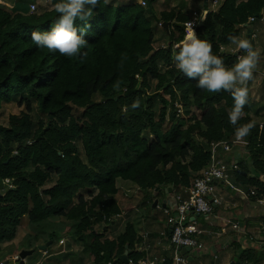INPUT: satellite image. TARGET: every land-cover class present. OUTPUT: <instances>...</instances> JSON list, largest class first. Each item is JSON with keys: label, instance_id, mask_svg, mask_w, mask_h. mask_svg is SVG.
I'll return each mask as SVG.
<instances>
[{"label": "trees", "instance_id": "trees-1", "mask_svg": "<svg viewBox=\"0 0 264 264\" xmlns=\"http://www.w3.org/2000/svg\"><path fill=\"white\" fill-rule=\"evenodd\" d=\"M31 3L16 0L10 11L0 8V109L17 97L26 109L9 116L7 126L0 124V182H11L0 195V253L22 219L34 231L19 245L35 251L40 239L53 238V232L45 239L44 229L36 228L64 218L81 247L77 254H63L67 264H121L125 246L127 260L137 264L145 255L135 251L140 239L130 223L114 239L94 230L101 223L109 227L111 218L120 214L116 182L142 192L171 188L186 197L209 163V145L235 136L228 119L232 95L201 90L176 68L173 57L187 35L183 24L189 19L179 10L162 12L157 19L149 0L147 8L134 0L116 5L100 0L87 21L88 43L81 49L87 55L70 58L32 41V32L50 31L60 14L55 8L30 12ZM263 12L264 0H224L215 14L206 13L195 33L231 68L236 56L224 55L220 48L238 37L249 18H260ZM152 22L167 25L166 30L159 27L165 48L154 50L157 29ZM76 27L85 23L77 20ZM137 99L141 105L133 110ZM125 106L127 114L122 112ZM32 110L38 114L35 120ZM250 110L249 97L239 124L252 121ZM245 140L253 176L238 162L232 179L245 191L253 189L256 196L249 199L254 201L264 196V123L255 124ZM53 178V185L42 189ZM128 191L122 196L134 192ZM254 255L243 253L239 260L257 263ZM59 263L57 259L53 264Z\"/></svg>", "mask_w": 264, "mask_h": 264}, {"label": "crops", "instance_id": "crops-1", "mask_svg": "<svg viewBox=\"0 0 264 264\" xmlns=\"http://www.w3.org/2000/svg\"><path fill=\"white\" fill-rule=\"evenodd\" d=\"M58 1L61 0H32L30 5L35 6V10L48 11L53 9ZM127 1L128 0H108V2L113 3V5L125 3ZM190 1L194 2L196 0ZM15 2L16 0H0V8L10 11ZM186 2V0H182L179 1V5L171 4L170 9L179 10L188 14L185 6L189 4H186ZM247 27L248 24L241 27L238 37L250 39V33L246 31ZM254 44L261 50V55H263V42H260V39L257 38ZM221 49H223V51H221ZM220 52L224 55H235L239 50H236L235 46L229 43L222 46ZM261 110L263 111L262 106ZM250 117L251 119L253 118V116ZM255 117L258 116L255 115ZM218 157L229 162H242V165H245L244 168L248 169V177L253 176L245 151L236 147L233 148L229 154L219 152ZM116 183L118 192L115 195V200L117 207L120 209V214L113 216L111 225L109 227H101L99 232H102L104 235L106 231L110 232L114 230L113 236L116 233L118 234L114 237L112 236L113 238L106 237L107 239H114L123 231L125 223H130L133 226L136 236L140 239V243L136 245L138 249L135 247V251L145 255V258L140 260L137 264H147L152 260H163V264H166V262L172 264L173 253L168 242L170 227L167 222L168 219L163 215L162 210L166 209L169 211L170 215H175L176 206L174 204V197L176 194L171 188H169L170 191H168L167 188L165 190L142 192L130 183L121 181H117ZM234 185L241 188L236 183H234ZM129 189L134 191L133 194L129 198L122 197L123 190ZM118 194H120L122 198L120 197L118 199ZM215 194L220 198V204L213 208V212L206 216L189 217L190 221L198 229L212 231L214 233H218L221 227H227L229 224L238 223L242 233H235L227 230L224 234L217 236L213 234H204L200 236V241L202 242L201 248L189 250L190 252L185 255L186 264H264V245L262 246L260 244V236L258 235V230L262 226L264 240V206L259 205L256 201L240 197L221 184L215 186ZM155 202L156 205L153 207L152 205ZM249 237H252V239H249ZM46 243L49 245L43 251L37 250V246ZM65 243H67V241L61 238L57 240V244H53L52 239L49 241L40 239L35 246V251L32 250L33 253L25 258L22 264H27L26 260H32V256L35 254L40 255L46 260L44 264H49V262L53 264L57 259L60 261L59 264H67V260L61 258L63 254L67 253L65 252ZM5 244L13 245L12 253L8 254L10 260L13 256L18 254L19 251L25 250L23 248L17 249L16 245L18 244H14V240L6 242ZM250 251L254 252L255 259H258L257 263L239 260V257H241L243 253ZM2 262L4 263L6 261ZM86 264H92V262Z\"/></svg>", "mask_w": 264, "mask_h": 264}, {"label": "clouds", "instance_id": "clouds-1", "mask_svg": "<svg viewBox=\"0 0 264 264\" xmlns=\"http://www.w3.org/2000/svg\"><path fill=\"white\" fill-rule=\"evenodd\" d=\"M104 2L107 4L108 0ZM99 3L100 0H61L54 6L55 11L60 14L55 25L44 33L32 32V41L38 47L47 48L49 52H58L62 56H86L87 53L81 52V49L88 43L85 34L90 24L87 21ZM77 20L84 22L85 27L78 29ZM229 39L236 50L246 53L238 57V62L231 68L225 66L220 56L213 54L211 43L198 38L191 25L187 26V35L182 43L177 45L179 51L174 54L173 59L176 68L187 78L195 80L199 89L210 93L224 91L232 95L234 103L229 110L228 119L235 128V142L241 143L255 127V122L239 124V121L245 116L244 108L249 102L248 84L254 79V72L261 59V50L254 48L248 39L236 36ZM140 105L141 101L137 99L131 104V108L135 110ZM128 110V106L122 108L124 114H127Z\"/></svg>", "mask_w": 264, "mask_h": 264}, {"label": "built area", "instance_id": "built-area-1", "mask_svg": "<svg viewBox=\"0 0 264 264\" xmlns=\"http://www.w3.org/2000/svg\"><path fill=\"white\" fill-rule=\"evenodd\" d=\"M140 5H142V7L145 6V1L143 0ZM29 11L34 12L35 6L30 5ZM200 18L201 13L192 12L189 19L183 25L185 28H187L188 25H191L195 31ZM243 54L246 55V53ZM238 57H240L239 54L236 55L237 61ZM247 144L246 140L241 143H236L235 136L228 141H220L218 143L210 144L209 163L207 167L201 170L197 177L192 181L186 197L183 198L180 195L174 197V204L176 206L175 215H170L169 211L166 209L162 210L163 215L168 219L167 222L170 227L168 242L173 253L172 264H186L185 256H181L179 251L185 247L189 248V250L200 249L202 243L200 241V236H203L204 234H213L217 236L224 234L227 230L235 233H242L238 223H232L227 227H221L218 233L201 230L190 221L189 217L210 215L213 212V208L220 204V198L215 194V186H217V184H221L226 189L235 192L244 199L256 196L253 189L245 191V189L236 187L232 182V174L237 171L238 162H229L218 157L219 152L229 154L231 150L236 147L244 151ZM5 182L8 183V180H5ZM254 201L259 205L264 206L263 196L256 198ZM258 231L261 235L260 244L263 246V227L261 226ZM249 239H252V237H249ZM136 248L138 249V247ZM11 260L14 264H20L18 254L13 256V259ZM0 264L4 263L0 262ZM147 264H163V260H152Z\"/></svg>", "mask_w": 264, "mask_h": 264}, {"label": "rangeland", "instance_id": "rangeland-1", "mask_svg": "<svg viewBox=\"0 0 264 264\" xmlns=\"http://www.w3.org/2000/svg\"><path fill=\"white\" fill-rule=\"evenodd\" d=\"M121 1H123V0H121ZM142 1L143 0H134V2H136L138 4H141ZM179 1H182V0H179ZM179 1L178 0H149L148 5H150V9L154 12L157 19H159L160 14L162 12H166V11L171 10L170 9L171 4L179 5ZM186 1L188 2V3L186 2V4H189V5L185 6V8L187 9L188 14L189 13L190 14L188 15L185 12H181V13L186 14V15H188V17H190L192 12H198V13H201V17H202L204 12H206V13L211 12V13L215 14L217 12L218 8L222 5L224 0H196L194 2H192L190 0H186ZM212 3L215 5H213ZM148 5L146 4L143 7L147 8ZM38 11L39 10H35L34 12H38ZM39 12H41V11H39ZM249 19H248V23H247L248 27L246 28V31H249V33H250L249 34L250 35L249 40L253 44V47L257 48L256 45L254 44V41H256L257 38L260 39V42H263V55H261L260 63L254 72V79L252 81H250L248 84L249 97L251 100V110L249 112V116H253L252 121L256 122L260 127L264 123V15L262 13V16L260 18L255 17V19H253V18H249ZM200 22H201V18H200L199 23ZM151 26H152V28L156 27V29H157L156 30L157 32L155 31L156 41L154 42V45H153L154 50L159 49V48H165V46H166L165 45L166 42L164 41L165 38L161 36L162 33H161L160 28H159V27H161V25H156L154 22H152ZM161 41H162V43H161ZM239 52H240V50H239ZM243 53H245V52H243ZM19 100L20 99L17 97L9 103H2L1 109H0V124L1 125L7 126L9 116H16V115H19L21 112H26L24 105L19 104ZM98 100H99L98 96H96L93 99V101H95V102ZM261 106L263 108V111L261 110ZM167 111L168 110H166V112ZM30 114H31V118L33 120H35V117H37V115H38L35 110L33 112H31ZM195 114H198V113L195 112ZM255 115H257L258 117H255ZM167 120H168V117L166 116L165 117V124H166ZM193 138H195V140H197V141L199 140V138H197V137H193ZM77 149H78L80 158L84 161V157L82 154V149H81L80 144L77 145ZM5 180H7V179H5ZM5 180L0 182V195L11 188V182L8 180V183H6ZM53 183H54V178L50 181H47L42 189H49L53 185ZM130 191H131V189H129L128 192H130ZM120 197H121V195L118 194V199ZM87 200L88 199H86V201ZM101 226H104V224L101 223L100 225H96L94 227L95 232L98 233L101 229ZM72 228H73V226L71 225V222H68L64 218H59V219L49 220L48 222H46L45 225H42V226L36 228V231L38 229H44L45 234L43 237L45 239L49 233L53 232V238H52L53 244H57V240L59 238L66 240L67 243H65L66 244L65 252H69V253L75 252L77 254L80 252L81 247L73 238H71L72 237L71 236ZM32 231H34L33 227H31L28 224V222L26 221L25 218L22 219L21 225L17 228L15 236L13 238L14 244H18V245H16L17 249H21V245H19V244H22L24 242V241H22V239L25 238V235L32 233ZM113 231L112 230L110 232L106 231V233H104V235H102L103 236L102 238L112 237L114 234ZM90 232H88V233H90ZM116 234H118V233H116ZM258 235L261 236L260 234H258ZM5 243L6 242L1 244L2 249H1V253H0V259H1V261H6L7 264H14L12 262V260H10V257L8 255L9 253H12V251H13V245H12L13 243L11 245L5 244ZM73 250H75V251H73ZM12 259H13V257H12ZM32 259L35 260L34 263H36V264H44L46 261L38 254H35L32 257ZM26 262H27V264H30L29 260H26ZM49 264H50V262H49Z\"/></svg>", "mask_w": 264, "mask_h": 264}, {"label": "water", "instance_id": "water-1", "mask_svg": "<svg viewBox=\"0 0 264 264\" xmlns=\"http://www.w3.org/2000/svg\"><path fill=\"white\" fill-rule=\"evenodd\" d=\"M205 14H206V12L203 13V15H202V17H201V22L198 23L197 28H196L195 31H197L198 28H200V27L202 26V22H203V20L205 19ZM161 27H162L164 30L167 29V25L164 24V23L161 24ZM240 52H241V51H240ZM234 56H236V54H235ZM168 191H170L169 188H168ZM155 205H156V202H155L152 206L154 207ZM48 245H49L48 243H46V244H44V245H39V246H37V250H39V251H43ZM124 249H125V250H124L123 254L119 257V261H120L121 264H128V260H127V247L125 246ZM189 252H190V251H189V248L185 247V248H183V249L180 250V255H181V256H184V255L188 254ZM32 253H33L32 250H21V251H19V253H18V258H19V260H20V264H22V263H23V260H24L25 258L29 257ZM4 264H6V262H4ZM111 264H115V262H111Z\"/></svg>", "mask_w": 264, "mask_h": 264}]
</instances>
